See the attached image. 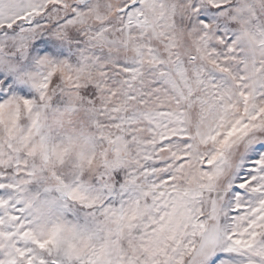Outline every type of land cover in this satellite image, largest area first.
<instances>
[{
	"label": "snow or ice",
	"instance_id": "1",
	"mask_svg": "<svg viewBox=\"0 0 264 264\" xmlns=\"http://www.w3.org/2000/svg\"><path fill=\"white\" fill-rule=\"evenodd\" d=\"M0 264H264V0H0Z\"/></svg>",
	"mask_w": 264,
	"mask_h": 264
}]
</instances>
